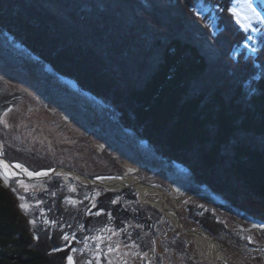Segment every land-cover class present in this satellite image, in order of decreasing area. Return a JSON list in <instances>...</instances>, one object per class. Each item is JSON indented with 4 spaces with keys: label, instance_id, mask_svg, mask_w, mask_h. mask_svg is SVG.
Listing matches in <instances>:
<instances>
[{
    "label": "trees",
    "instance_id": "16d2710c",
    "mask_svg": "<svg viewBox=\"0 0 264 264\" xmlns=\"http://www.w3.org/2000/svg\"><path fill=\"white\" fill-rule=\"evenodd\" d=\"M233 3L0 0V20L12 26L11 16L22 27L17 35L24 49L44 63L54 57L62 69L71 63L81 73H102L108 80L97 87L118 89L123 74L134 75L129 84L139 105L136 117L152 127L146 136L158 155L185 167L202 183L200 194L216 195L263 222L264 50L255 59L249 50L240 51L248 32L234 20ZM191 27L196 33L187 31ZM237 51L242 56L235 57ZM91 58L104 62L95 72L85 65ZM110 93L117 101L124 96ZM34 234L0 180V264H63V255L48 253L50 247L36 243Z\"/></svg>",
    "mask_w": 264,
    "mask_h": 264
},
{
    "label": "rangeland",
    "instance_id": "374dc122",
    "mask_svg": "<svg viewBox=\"0 0 264 264\" xmlns=\"http://www.w3.org/2000/svg\"><path fill=\"white\" fill-rule=\"evenodd\" d=\"M257 3L256 0H237L233 8L234 20L241 25L243 30L251 31L249 41L243 42L240 51L249 50L248 55L252 59L258 58L259 52L264 50V45H259V36H257L260 33L258 25L264 24V14ZM186 6L188 5L185 4ZM95 8L98 9L99 6L97 5ZM202 13L208 15L207 12L202 11ZM11 18L10 16L12 26L9 24L4 26L5 22L0 20V120H2L0 121V141L3 145L0 147V156H4L9 161L10 148H15L12 151L14 156L19 158L22 156L30 162L37 158L39 168L41 166L48 169L41 172L46 173L45 178L34 181L44 182L43 186L46 188L49 187L46 182L49 178L53 177L58 181L60 178L68 176H72L73 180L76 178L86 187L94 186L95 199L97 201L102 199L101 202L105 201L106 205L109 202V209L105 213L109 219L106 221L104 218L103 221L108 225V228L112 227L108 232L109 235L106 236L107 240L110 239L109 242L113 243L107 247V250H111L110 264H123V262L125 264H146L144 263L145 259H150L149 264H217L203 254L194 237L181 232L174 219L157 208V204L151 202L153 200L158 203L162 200L156 190L153 189L155 192L148 195L149 201H145L142 194L133 185L114 189L108 185L113 180L129 177L140 178V182L146 184L145 177L152 174H156L153 179H157L158 184L150 186L162 188L168 194L167 203L177 211L184 227L188 230L202 229L210 237L216 239L226 254L229 264H264V228L260 231L242 230L244 227H248L251 221L261 224L258 218L231 206L224 199H222V204H217L209 196H201L198 191L201 190L200 187L203 188L202 183L194 179L185 167L175 165L169 157L158 155L159 152L153 142L150 139V142L148 141L147 136L149 132L152 133V127L149 123L141 125L136 117L139 105L131 100V87L134 84L130 85L129 82L132 81L131 77L133 78L134 75L123 74L121 86L120 81H116V77H112L116 83L115 86H120L118 89L113 87L114 84L110 85V88H106L108 85H105L104 88L99 86V88L97 87L98 81L101 83L103 80H108L102 79V73H96L97 75L81 73V70L70 69L71 63L69 66L64 65L66 69H62L63 67L54 61L53 56L51 60L47 59L48 65L43 62L40 56L36 55L37 53L32 55L24 49L22 39L17 35V32L21 34L22 27ZM164 21L168 22V19ZM187 31L196 33L193 32L192 27ZM48 34L50 35V33ZM43 38L46 40V37ZM54 42L56 41L51 40V45H55ZM83 52L78 49V53L82 54ZM150 53H152V57L155 52ZM234 56L238 58L242 54L237 51L234 52ZM70 59L72 58L70 57ZM143 61L147 64L150 63L147 58H144ZM114 63L116 61L112 65ZM101 64L104 62L95 61L92 58L85 63L88 68L94 69V72ZM63 71H66L63 74L65 77L70 75L74 79L70 80L61 76ZM76 72H80V74H76ZM100 72L102 71L100 70ZM125 75L130 76V80ZM92 86H96L95 89ZM128 86L129 88L126 89ZM115 90L124 92L120 101H117L110 93ZM9 107L16 108L14 110L17 114L15 117L4 114ZM54 108L58 111L56 114L54 111L53 113L49 112ZM12 118L18 122H14L15 120ZM30 118L34 122L28 121ZM2 123L9 134L2 127ZM18 123L21 125L25 123V126L31 124L32 128L28 127L19 133L17 131ZM42 138L43 140H41ZM4 143H7L6 148ZM52 144L55 147L58 145L56 147L58 151H54L55 148L52 147ZM101 148H103L102 152L99 150ZM6 150L9 156L6 155ZM33 152L36 153L31 154ZM35 155L37 157L33 158L32 156ZM55 162L78 164L79 167L89 169L93 175L103 170L107 176L101 177L100 180L105 181L106 185L96 183L94 177L83 176L68 168H55ZM145 162H151L150 164L154 167L152 173L138 171ZM26 163L28 164V162ZM32 164L34 163L29 166L32 167ZM165 165L174 170L176 175L183 176L182 179L185 182L180 178L178 181L183 185V188H186L185 195L178 194L173 186L171 188L170 177L167 173L159 174L160 171L157 167ZM41 173L36 176L42 177ZM0 180L2 187L10 193V180L13 181L15 178L10 176L9 168L1 164ZM45 190L50 192L48 189ZM208 191L210 192L209 189ZM48 192L43 195L47 197L52 195ZM210 194L213 193L210 192ZM50 201L47 200L44 203V208L47 210ZM146 217L158 220L150 228L156 231L155 234H162V237L156 235L153 240H150L142 233L143 238H141L139 237L141 231L135 233V229L131 228L139 225L142 229L145 226ZM43 218L41 226L37 228L38 240L32 226H29V229L33 232L36 243L50 247L48 253L61 254L63 259L68 260L71 256H67V258L66 255L75 254V248H82L81 252L87 249L85 244L88 242L87 234L65 230L61 225L62 222L49 214ZM95 219L96 217L87 220L96 227ZM117 222H119L118 225H116ZM127 222L130 223L129 227ZM100 224L98 227L102 231L109 230L104 229L105 224L102 226ZM132 229L134 234L131 233ZM62 230L66 235L62 234L64 232ZM119 231L123 235H128L124 238L126 241L122 242L121 236L117 233ZM65 236L67 239H64ZM98 238L101 240V237ZM119 242V247H115L117 250L114 251L113 246ZM131 242L134 243L136 253L128 244ZM64 244L67 245V248ZM90 248L98 249V246ZM81 252L78 253L81 254ZM112 254H115L116 258ZM153 254L154 256H152Z\"/></svg>",
    "mask_w": 264,
    "mask_h": 264
},
{
    "label": "flooded vegetation",
    "instance_id": "af4514ba",
    "mask_svg": "<svg viewBox=\"0 0 264 264\" xmlns=\"http://www.w3.org/2000/svg\"><path fill=\"white\" fill-rule=\"evenodd\" d=\"M16 108H11L9 107V109L7 111H5L4 114H9L10 116H16V112L14 111ZM39 109V108H38ZM53 111L58 112L55 108L50 109L49 112L53 113ZM54 115V114H51ZM4 116V115H3ZM12 120H15L12 118ZM34 120V119H33ZM2 121V120H0ZM28 121H32V119H28ZM14 122H18V121H14ZM34 122V121H32ZM31 122V123H32ZM25 124V123H24ZM21 125V123H18L17 126V131H19V133L22 132V130H26L28 127L30 128L31 124L27 126L25 125ZM33 126V125H32ZM2 127H4L3 123H2ZM19 127V128H18ZM32 128V127H31ZM5 131H7V128L4 127ZM37 129V128H36ZM7 133L9 134V132L7 131ZM43 140V138L41 139ZM5 148L7 147V143H4ZM2 142L0 141V147H2ZM11 146L13 147V145L11 144ZM52 147H54V151H58V145L55 147L54 144H52ZM14 148V147H13ZM95 148V147H93ZM15 149V148H14ZM10 148V164H12L14 166V168H12V170H10V176L13 177V179L15 178V180L11 181L10 180V194L13 196L14 200L16 201V204L19 208V213L20 215L27 220L29 223V226H32V230L35 233V236L37 238V240L39 239V234L37 231V228L39 226H41V221L44 220L43 216L49 214L52 217H54L55 219H59L62 223L61 225H63V228L67 231H72V232H78V233H83V234H87V238H88V242H85L87 249L83 250L81 252V249H77L75 248V254H68L67 256H71V260H73L74 264H110L109 263V258L112 259L111 257V250L108 251L107 247L113 245V243H110L109 240H107V235H109L108 232H110V229L112 227L108 228V225L105 224V222L103 221L104 218L107 221V216H105V213L107 212V210L109 209V202L106 205L105 201L101 202L102 199L100 201H97L95 199V187H86L84 185H82L79 180H76V178L73 180L71 179L70 176L66 177V178H60L58 181L55 180V178H49L46 182H48V186L49 187H44L43 183L44 182H40V181H34L33 178L30 179L29 175L32 174L34 176H36L37 174L41 173L42 171H47L48 168H43L37 164V155L32 156L35 159H32L30 161L26 160L24 157H18V156H14L13 154V150ZM101 152L103 150V148L99 149ZM3 151V149L1 148V152ZM36 152H33L31 154H34ZM6 155H8V152L6 150ZM9 156V155H8ZM4 157V156H3ZM36 161V163H35ZM28 162V164L26 163ZM52 162V161H51ZM32 164L33 166H29V164ZM151 162H145L143 163L140 168L138 169V171L141 173L145 172V171H149L150 173L153 172V166L150 164ZM55 168H68L70 170H72V172H79L81 175L83 176H87V177H94L96 179H100L101 177H105L107 176L106 172H104L103 170H100L99 173H95L94 175L91 174L92 172H90L89 169H86V167H79L78 164H63V163H59V162H55ZM165 166H161V167H157L159 169V174L161 172H165L167 173V175L170 177L169 179V185L171 186V188L174 187L175 191L182 190V195L186 194V188H183V185H181V183L178 181V179L180 178L182 179V176H178L176 175V173H174V170L169 169L168 167ZM81 169V170H79ZM144 169V170H143ZM174 169V168H173ZM85 170V171H84ZM51 171V170H50ZM39 172V173H38ZM156 176V174H152V175H147L145 177L146 179V183L147 185H155L158 184V180L157 179H153V177ZM131 178V177H129ZM185 182V180H184ZM29 183V184H28ZM25 184V185H24ZM168 184V182H167ZM173 186V187H172ZM48 189L50 192H48ZM181 189V190H180ZM52 193V195H49L48 197L43 195L44 193ZM51 199V201H50ZM49 200L50 201V205L48 207V210L46 208H44V203L45 201ZM152 200V199H151ZM21 205H23V207H21ZM96 217V227L93 225V223H91L90 221H88V218H94ZM155 219L151 217V219L149 217H146V220L144 222V224L149 227L150 232L147 231V229H140L139 226H134L131 227L133 229H135V233H137L136 231H141V233H143L145 236H147L150 240H153L154 238V234L156 231H154L151 227V225L154 222ZM102 222V223H101ZM261 222V221H260ZM90 223V224H89ZM101 223V224H100ZM119 222L116 223V225H118ZM262 223V222H261ZM98 224H100L101 226L103 224H105L104 229H109V230H101L98 227ZM128 225V227L130 226V223L127 222L126 223ZM131 224L133 225V222L131 220ZM255 222L251 221L249 223L248 227H244L242 230L245 231H252V230H257L260 231L261 229H263L262 227L259 226H255ZM100 229V230H99ZM103 229V227H102ZM131 230V233H133L134 230ZM259 229V230H258ZM64 231V230H62ZM69 232V233H72ZM65 231L62 233L64 234ZM67 233V232H66ZM122 239V242L126 241L124 238H126V236L128 235H123L121 231L117 232ZM115 233V234H117ZM121 233V234H120ZM128 234V233H125ZM261 234V233H260ZM66 235V234H64ZM63 235V236H64ZM101 237V240L98 238ZM79 240V239H78ZM102 243H101V242ZM122 244V243H121ZM66 245V244H64ZM120 242L117 243L115 246H113V250L116 251L117 249H115V247H119ZM198 245V244H197ZM94 246H98L97 248H90V247H94ZM67 248V245L65 246ZM96 250H100V251H96ZM81 252V254H79L78 252ZM136 253V250H135ZM154 253V252H152ZM225 254V253H224ZM113 255V254H112ZM226 255V254H225ZM115 258V254L113 255ZM151 256V255H150ZM154 256V254L152 255ZM108 257V258H107ZM227 257V256H226ZM68 258V257H67ZM67 261V263H66ZM150 259H145L144 263L149 264ZM63 264H69V259L65 260ZM123 264H125L123 262ZM135 264V263H134Z\"/></svg>",
    "mask_w": 264,
    "mask_h": 264
},
{
    "label": "water",
    "instance_id": "95a60500",
    "mask_svg": "<svg viewBox=\"0 0 264 264\" xmlns=\"http://www.w3.org/2000/svg\"><path fill=\"white\" fill-rule=\"evenodd\" d=\"M0 164L3 165V166H5V167H7V168H9V170H12V168H14V166L12 164H10V162L7 161L3 156H0ZM29 176H30L29 178L30 179L33 178V180H39V179H43V178L46 177L44 175H43L44 177L43 176L42 177H40V176H34V175H29ZM116 181H118V180H116ZM95 182L96 183H99V184L106 185V182L105 181H102L100 179H95ZM139 183H140V185L146 186V187H149V188H152V189L156 190L159 193L160 197L162 198V200L160 201V206L162 207L161 210L164 211L166 214H168L169 216H171L174 219L177 227L179 228V230H181V232H183L184 234H187V235H190V236L194 237L196 240H197L198 234H202L208 241L214 242V243H218L216 239L210 237L202 229H195V230H188V229H186L184 227V225L182 224V222L180 221L177 211L172 206L168 205L167 201H168L169 196H168V194L162 188H158L156 186L152 187L150 185H146V184H143L141 182H139ZM108 185L109 186H114V183L110 182V183H108ZM128 185H131V184L121 183L120 186H119V188L126 187ZM176 191H177L178 194H181L182 193V190L181 191L176 190ZM201 196H204V195L201 194ZM211 198H213L217 204H222L223 203L222 199L219 198V197H217L216 195H211ZM255 226H260V227L263 228L264 227V222H262L261 224H255ZM219 245H220V243H219ZM220 247H221V245H220ZM221 252H223L222 251V247L220 249V253ZM211 260L212 261H215L217 264H229L227 261H225L223 263H220L216 259H211ZM69 264H74L73 260H71V262L69 261Z\"/></svg>",
    "mask_w": 264,
    "mask_h": 264
},
{
    "label": "bare ground",
    "instance_id": "6f19581e",
    "mask_svg": "<svg viewBox=\"0 0 264 264\" xmlns=\"http://www.w3.org/2000/svg\"><path fill=\"white\" fill-rule=\"evenodd\" d=\"M30 175H32V174H30ZM139 182H140V178H137V177H131V178L122 179V180H118V181L113 180L112 183H114V186H110V188L111 189L118 188L121 183L131 184L139 190V192L142 194L143 199L145 201L146 200L149 201L148 195L151 193H154L155 191L149 187L140 185ZM151 202L157 204V206H156L157 208H159V209L162 208L160 206V202L157 203V202H154L153 200ZM197 244L200 246L201 251L203 252V254L206 257H209L211 259H216L220 263H223L225 261L228 262L227 257L224 254V252L220 253L221 247H220L219 243L210 242L202 234H198Z\"/></svg>",
    "mask_w": 264,
    "mask_h": 264
},
{
    "label": "snow or ice",
    "instance_id": "6c2138e0",
    "mask_svg": "<svg viewBox=\"0 0 264 264\" xmlns=\"http://www.w3.org/2000/svg\"><path fill=\"white\" fill-rule=\"evenodd\" d=\"M233 15H235V13L233 12ZM42 175H46V173H41ZM21 207H23V205H21ZM64 239H67V236L64 237ZM69 261L71 262V257H69Z\"/></svg>",
    "mask_w": 264,
    "mask_h": 264
}]
</instances>
